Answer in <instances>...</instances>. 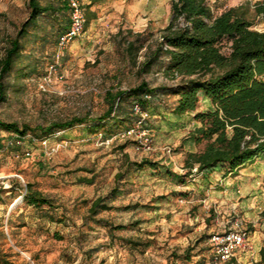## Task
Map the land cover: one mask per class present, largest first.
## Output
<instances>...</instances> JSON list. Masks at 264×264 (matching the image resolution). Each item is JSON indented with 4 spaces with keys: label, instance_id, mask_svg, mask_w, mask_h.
<instances>
[{
    "label": "rangeland",
    "instance_id": "rangeland-1",
    "mask_svg": "<svg viewBox=\"0 0 264 264\" xmlns=\"http://www.w3.org/2000/svg\"><path fill=\"white\" fill-rule=\"evenodd\" d=\"M172 1L81 0L85 14L95 17L63 51L52 75L48 67L68 11L41 16L29 28L5 78L0 121L27 125L28 134L74 116L87 115L90 122L51 134L46 149L29 141L6 146L11 134L0 127V264H208V237L236 219L248 232V245L229 264H264V161L256 158L237 175L190 173L184 168L188 152L204 147L190 138L200 126L194 114L209 105L203 99L194 112L173 113L178 98L163 88L177 80L164 73L165 55L140 70L169 23ZM207 1L215 14L239 7L253 29L264 31V15L256 12L264 0ZM27 16V0H0V58ZM128 43L136 47L134 57ZM142 80L158 89L147 104L151 148L143 150L132 139L106 143L131 124L123 120L91 133L93 119L108 106L107 93ZM123 103L129 111V101ZM144 159L157 168L134 164ZM84 177L93 183L81 182ZM28 183L52 198L55 208L24 203ZM99 196L108 197L112 208L86 218ZM108 224L126 227L113 229L112 237Z\"/></svg>",
    "mask_w": 264,
    "mask_h": 264
},
{
    "label": "trees",
    "instance_id": "trees-1",
    "mask_svg": "<svg viewBox=\"0 0 264 264\" xmlns=\"http://www.w3.org/2000/svg\"><path fill=\"white\" fill-rule=\"evenodd\" d=\"M27 8L26 20L15 36L8 40L4 55L0 58V102L6 99L5 78L21 56L22 40L29 34V28L36 26L41 16L54 17L67 10L68 21L57 32V50V41L69 26L67 0H27ZM256 12L264 15V3L256 5ZM86 16L88 24L95 14L87 11ZM133 49H136L134 43H128L126 50L132 56ZM162 55L167 59L165 75L177 80L174 85L163 88L178 98L173 107L174 114L194 112L200 100L209 101L206 110L195 112L194 118L200 122V126L190 133V138L196 144L204 142V147L200 151L188 152L184 168L190 173L195 169L204 176L215 171L237 175L241 168L256 158L264 161V31L253 29L252 22L239 7H229L215 14L207 0H173L169 23L155 48L141 64V72L148 71ZM54 59L55 55L51 63ZM157 90L151 89L142 80L132 88L108 92V106L93 119V124L88 127L90 132L95 133L102 126L110 124V127L112 122L121 120L131 123L125 129L133 126L138 120L132 113L133 103L139 101L142 108L148 111L147 104ZM145 94H149L150 99H145ZM126 100L129 101V111L123 103ZM88 122L90 118L87 115L74 116L46 126L39 125L32 134L41 140L57 131ZM0 127L10 134L19 135L28 134L31 130L27 125L19 126L14 122L0 121ZM134 164L138 168L146 165L157 168L156 162L147 159ZM81 182L92 184L93 179L84 177ZM116 191V188L112 189V192ZM22 198L29 206L55 208L52 198L34 189L30 183ZM107 198L99 196L91 201L86 218L92 219L101 211L111 209ZM261 216L264 219V210ZM132 224L136 225L137 222ZM108 227L113 237V229H124L126 226L108 224ZM126 242L133 246L141 244L133 239H126ZM260 256L264 263V247L260 250Z\"/></svg>",
    "mask_w": 264,
    "mask_h": 264
},
{
    "label": "built area",
    "instance_id": "built-area-1",
    "mask_svg": "<svg viewBox=\"0 0 264 264\" xmlns=\"http://www.w3.org/2000/svg\"><path fill=\"white\" fill-rule=\"evenodd\" d=\"M67 4L70 10L69 26L57 41L55 59L48 67V75L56 72L60 58L66 47L85 32L87 20L81 0H67ZM144 98L150 99V95L145 94ZM132 113L138 117L137 122L133 126L113 135L110 139L107 138L105 142L132 139L139 148L149 150L152 146V138L146 122L149 115L148 111L142 108L139 101H135L132 105ZM26 141L31 143L38 142L46 149L48 140L47 138L38 140L32 134H11L10 139L6 142V146H21ZM25 155L31 156L32 154L30 151H27ZM241 224V221L236 219L225 230L213 233L208 237L207 244L210 251L208 264H229L237 261V253L248 245V232Z\"/></svg>",
    "mask_w": 264,
    "mask_h": 264
},
{
    "label": "crops",
    "instance_id": "crops-1",
    "mask_svg": "<svg viewBox=\"0 0 264 264\" xmlns=\"http://www.w3.org/2000/svg\"><path fill=\"white\" fill-rule=\"evenodd\" d=\"M207 103L209 102L207 99H204ZM208 105H209V103H208ZM249 164V163H248Z\"/></svg>",
    "mask_w": 264,
    "mask_h": 264
},
{
    "label": "bare ground",
    "instance_id": "bare-ground-1",
    "mask_svg": "<svg viewBox=\"0 0 264 264\" xmlns=\"http://www.w3.org/2000/svg\"><path fill=\"white\" fill-rule=\"evenodd\" d=\"M19 201V199L16 200V203ZM21 202V201H20Z\"/></svg>",
    "mask_w": 264,
    "mask_h": 264
}]
</instances>
